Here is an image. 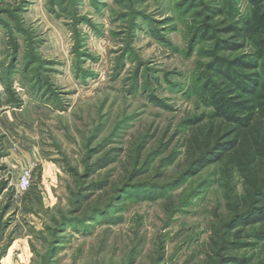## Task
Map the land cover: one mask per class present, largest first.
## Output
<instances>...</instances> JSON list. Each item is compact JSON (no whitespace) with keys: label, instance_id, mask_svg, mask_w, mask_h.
<instances>
[{"label":"rangeland","instance_id":"1","mask_svg":"<svg viewBox=\"0 0 264 264\" xmlns=\"http://www.w3.org/2000/svg\"><path fill=\"white\" fill-rule=\"evenodd\" d=\"M207 7L225 9L217 21L248 11L247 0H0V264L206 263L226 214L219 165L175 186L184 155L162 161L187 139L182 121L209 111Z\"/></svg>","mask_w":264,"mask_h":264},{"label":"trees","instance_id":"2","mask_svg":"<svg viewBox=\"0 0 264 264\" xmlns=\"http://www.w3.org/2000/svg\"><path fill=\"white\" fill-rule=\"evenodd\" d=\"M247 5V13H234L232 22L215 19L227 13L225 9L207 7L208 20H216L200 30L205 40L215 41L209 55L216 64L208 69L204 91L209 111L182 121L180 131L190 133L180 150L175 148L162 161L168 167L184 155L185 167L174 178L175 186L219 165L226 214L214 223L205 264H264V0H247ZM222 52L240 55L229 59L218 56ZM146 143L136 150L137 159ZM159 147L158 153L169 149ZM117 152L108 153L96 166L115 163ZM150 163L148 158L139 173ZM134 174L135 170L130 177ZM107 185L106 178L88 191H103ZM83 195L86 200L91 197ZM83 202L80 199V207Z\"/></svg>","mask_w":264,"mask_h":264},{"label":"built area","instance_id":"3","mask_svg":"<svg viewBox=\"0 0 264 264\" xmlns=\"http://www.w3.org/2000/svg\"><path fill=\"white\" fill-rule=\"evenodd\" d=\"M32 183H33V169L27 168L21 173V175L18 178L17 191L22 194L28 192L32 187Z\"/></svg>","mask_w":264,"mask_h":264}]
</instances>
